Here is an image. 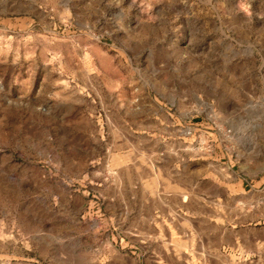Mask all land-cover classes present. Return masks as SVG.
<instances>
[{"label": "rangeland", "instance_id": "rangeland-1", "mask_svg": "<svg viewBox=\"0 0 264 264\" xmlns=\"http://www.w3.org/2000/svg\"><path fill=\"white\" fill-rule=\"evenodd\" d=\"M0 264H264V0H0Z\"/></svg>", "mask_w": 264, "mask_h": 264}]
</instances>
